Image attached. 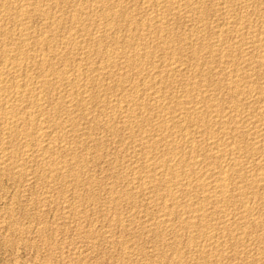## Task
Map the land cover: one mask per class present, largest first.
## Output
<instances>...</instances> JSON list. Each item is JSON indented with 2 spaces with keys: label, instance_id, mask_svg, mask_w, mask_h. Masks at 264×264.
<instances>
[{
  "label": "rangeland",
  "instance_id": "rangeland-1",
  "mask_svg": "<svg viewBox=\"0 0 264 264\" xmlns=\"http://www.w3.org/2000/svg\"><path fill=\"white\" fill-rule=\"evenodd\" d=\"M0 24V264H264V0H0Z\"/></svg>",
  "mask_w": 264,
  "mask_h": 264
},
{
  "label": "bare ground",
  "instance_id": "bare-ground-1",
  "mask_svg": "<svg viewBox=\"0 0 264 264\" xmlns=\"http://www.w3.org/2000/svg\"><path fill=\"white\" fill-rule=\"evenodd\" d=\"M179 1H180V0H179ZM183 1H185V0H183ZM226 1H227V0H226ZM31 2H32V1H31ZM94 2H95V1H94ZM173 2H174V1H173ZM32 3H34V2H32ZM166 4H167V3H166ZM180 4H181V3H180ZM3 5H4V4H3ZM21 5H22V4H21ZM186 5H187V4H186ZM30 6H32V4H31ZM35 6H37V4H35ZM38 6H41V5H38ZM195 6H196V5H195ZM82 7H83V6H82ZM122 7H123V6H122ZM157 7H158V6H157ZM190 7H192V6L190 5ZM255 7H256V6H255ZM24 8H25V7H23V9H24ZM35 8H36V7H35ZM166 8H167V7H166ZM173 8H174V7H173ZM31 9H32V8H31ZM37 9H38V7H37ZM39 9H40V7H39ZM42 9L44 10L45 8L43 7ZM119 9H120V8H119ZM121 9H123V8H121ZM254 9H255V8H254ZM2 10H3V9H2ZM2 10H1V11H2ZM81 10H82V9H81ZM3 11H4V10H3ZM27 11H28V10H26L25 12H27ZM40 11H41V10H40ZM116 11H117V10H116ZM176 11H177V10H176ZM8 12H9V11H8ZM36 12H37V11H36ZM38 12H39V10H38ZM41 12H42V11H41ZM48 12H49V10H48ZM170 12H171V11H170ZM14 13H15V12H14ZM28 13H29V12H28ZM42 13H43V12H42ZM42 13H41V14H42ZM46 13H47V12H46ZM103 13H104V12H103ZM5 14H7V12H6ZM41 14H40V15H41ZM43 14H44V13H43ZM115 14H116V13H115ZM167 14H168V13H167ZM3 15H4V14H3ZM22 15H23V14H22ZM26 15H27V14H25V16H26ZM45 15H46V14H45ZM106 15H107V14H106ZM8 16H9V15H8ZM30 16H31V15H30ZM47 16H48V15H47ZM47 16H46V17H47ZM113 16H114V15H113ZM15 17H16V16H15ZM42 17H43V16H42ZM48 17H49V16H48ZM48 17H47V18H48ZM114 17H115V16H114ZM44 18H45V17H44ZM110 18H111V17H110ZM161 18H162V17H161ZM45 19H46V18H45ZM52 19H54V17H53ZM73 19H74V18H73ZM164 19H165V17H164ZM105 20H106V19H105ZM57 21H58V20H57ZM146 21H147V20H146ZM233 22H234V21H233ZM238 23H240V22H238ZM242 23H243V22H242ZM242 23H241V24H242ZM9 24H10V22H9ZM51 24H52V23H51ZM236 24H237V23H236ZM241 24H240V25H241ZM0 25H1V24H0ZM24 25H25V23H24ZM24 25H23L22 27H24ZM143 25H144V24H143ZM28 26H29V25H28ZM61 26H62V25H61ZM148 26H149V25H148ZM15 27H16V26H15ZM52 27H53V26H52ZM52 27H51V28H52ZM54 27H55V26H54ZM56 27H57V25H56ZM149 27H150V26H149ZM152 27H153V26H152ZM239 27H240V26H239ZM239 27H238V28H239ZM6 28H7V27H6ZM10 28H11V27H10ZM242 28H243V27H242ZM0 29H1V28H0ZM25 29H26V28H25ZM162 29H163V28H162ZM165 29H166V28H165ZM165 29H164V30H165ZM244 29H245V28H244ZM3 30H4V28H3ZM10 31H11V30H10ZM161 31H162V30H161ZM263 31H264V30H263ZM8 32H9V31H8ZM21 32H22V31H21ZM26 32H27V30H26ZM29 32H30V30H29ZM50 32H52V31H50ZM256 32H257V31H256ZM6 33H7V32H6ZM10 33H11V32H10ZM24 33H25V32H24ZM259 33H260V32H259ZM262 33H263V32H262ZM161 34H162V33H161ZM164 34H165V33H164ZM254 34H255V32H254ZM2 35H3V34H2ZM2 35H1V37H2ZM259 35H260V34H259ZM4 36H5V34H4ZM17 37H18V36H17ZM25 37H26V36H25ZM32 37H33V36H32ZM32 37H31V38H32ZM237 37H238V36H237ZM241 37H243V36H241ZM262 37H263V36H262ZM3 38H5V37H3ZM6 38H7V37H6ZM169 38H170V37H169ZM1 39H2V38H1ZM7 39H8V38H7ZM19 39H20V38H19ZM22 39H23V38H22ZM43 39H44V36H43ZM29 40H30V39H29ZM6 41H7V40H6ZM24 41H25V39H24ZM30 41H31V40H30ZM42 41H43V40H42ZM46 41H47V40H46ZM10 42H11V41H10ZM18 42H19V40H18ZM27 42H28V41H27ZM165 42L168 43V41H166V40H165ZM259 42H260V41H259ZM13 43H14V42H13ZM13 43H12V44H13ZM15 43H17V42H15ZM35 43H37V42H35ZM46 43H48V42H46ZM63 43H64V42H63ZM218 43H219V42H218ZM3 44H4V41H3ZM5 44H6V43H5ZM12 44H11V45H12ZM19 44H20V43H19ZM23 44H25V43H22V46H24ZM29 44H30V43H29ZM39 44H40V43H38V45H39ZM42 44H43V43H42ZM53 44H54V43H53ZM7 45H8V44H7ZM20 45H21V44H20ZM25 45H26V44H25ZM57 45H58V44H57ZM64 45H65V44H64ZM164 45H165V44H164ZM164 45H163V46H164ZM167 45H168V44H167ZM170 45H171V44L169 43V46H170ZM222 45H223V44H222ZM4 46H5V45H4ZM27 46H28V45H27ZM65 46H66V45H65ZM225 46H226V45H225ZM225 46H223V49H224ZM227 46H228V45H227ZM263 46H264V45H263ZM0 47H1V46H0ZM24 47H25V46H24ZM37 47H38V46H37ZM37 47H36V48H37ZM41 47H42V46H41ZM49 47H50V46H49ZM55 47H56V46H55ZM167 47H168V46H167ZM170 47H171V46H170ZM174 47H175V45H174ZM213 47H214V46H213ZM1 48H2V47H1ZM3 48H4V47H3ZM5 48H6V47H5ZM17 48H18V47H17ZM39 48H40V47H39ZM83 48H84V47H83ZM145 48H147V47H145ZM263 48H264V47H263ZM27 49H28V48H27ZM41 49H42V48H41ZM58 49H59V48H58ZM211 49H212V48H211ZM219 49H220V48H219ZM19 50H20V49H19ZM19 50H18V51H19ZM30 50H31V49H30ZM143 50H144V49H143ZM169 50H170V49H169ZM251 50H252V49H251ZM18 51H16V52H18ZM84 51H85V50H84ZM84 51H83V52H84ZM200 51H201V50H200ZM204 51H205V50H204ZM210 51H211V50H210ZM210 51H209V52H210ZM258 51H259V49H258ZM262 51H263V50H262ZM262 51H261V53H263ZM4 52H5V51H3V53H4ZM16 52H15V53H16ZM19 52H20V51H19ZM19 52H18V53H19ZM23 52H24V51H23ZM26 52H28V50L25 51V53H26ZM212 52H213V51H212ZM215 52H216V51H215ZM256 52H257V51H256ZM28 53H30V52H28ZM34 53H35V52H34ZM204 53H205V52H204ZM217 53H218V52H217ZM217 53H216V55H218ZM257 53H258V52H257ZM11 54H12V53H11ZM20 54H21V52H20ZM22 54H23V53H22ZM35 54H36V53H35ZM111 54H112V53H111ZM211 54H212V53H211ZM2 55H3V54H2ZM14 55H15V54H14ZM54 55H55V54H54ZM109 55H110V54H109ZM213 55H214V54H213ZM219 55H220V54H219ZM260 55H261V54H260ZM263 55H264V54H263ZM5 56H6V54H5ZM24 56H25V54H24ZM50 56H51V55H50ZM1 57H3V56H1ZM9 57H11V55H10ZM15 57H16V55H15ZM18 57H20V56H17V58H18ZM44 57H45V56H44ZM48 57H49V56H48ZM48 57H47V58H48ZM134 57H135V56H134ZM143 57H144V56H143ZM220 57H222V56H220ZM223 57H225V56H223ZM258 57H259V56H258ZM3 58H5V57H3ZM21 58H22V57H21ZM49 58H50V57H49ZM51 58H52V56H51ZM62 58H63V57H62ZM255 58H256V57H255ZM259 58H260V57H259ZM11 59H13V56H12ZM14 59H15V58H14ZM36 59H37V58H35V60H36ZM52 59H53V58H52ZM227 59H228V58H227ZM249 59H250V58H249ZM256 59H257V58H256ZM2 60H3V59H2ZM4 60L6 61V59H4ZM15 60H16V59H15ZM24 60H25V59H24ZM48 60H49V59H48ZM137 60H138V59H137ZM221 60H222V58H221ZM223 60H224V59H223ZM5 61H4V63H5ZM126 61H127V60H126ZM258 61H259V60H258ZM2 62H3V61H2ZM48 62H49V61H48ZM225 62H226V61H225ZM251 62H252V61H251ZM26 63H28V62H26ZM43 63H44V62H43ZM132 63H134V62L132 61ZM220 63H221V62H220ZM6 64H7V63H6ZM11 64H12V63H11ZM120 64H121V63H120ZM140 66H141V65H140ZM1 67H2V66H1ZM1 67H0V69H1ZM10 67H11V66H10ZM16 67H17V65H16V66L14 65V68H15V69H16ZM178 67H179V66H178ZM4 68H5V67H4ZM47 68H48V67H47ZM175 68H177V67H175ZM49 69H50V68H49ZM169 69H170V68H169ZM173 69H174V68H173ZM9 70H10V69H9ZM11 70H12V69H11ZM174 70H175V69H174ZM236 70H238V69H236ZM236 70H235V71H236ZM2 71H3V70H2ZM4 71H5V70H4ZM177 71H178V70H177ZM15 72H16V71H15ZM19 72H20V71H19ZM52 72H53V71H52ZM61 72H62V71H61ZM171 72H172V71H171ZM239 72H240V71H239ZM17 73H18V72H17ZM17 73H16V74H17ZM49 73H50V72H49ZM2 74H3V77L0 79V94H2L1 92H3L4 88L6 89V87H4L5 83H8L9 80H10V79L8 78V76H9L8 72H1L0 76H2ZM7 74H8V75H7ZM59 74H60V72H59ZM61 74H62V73H61ZM78 74H79V72H78ZM6 75H7V76H6ZM62 75H63V74H62ZM253 75H254V74H253ZM12 76H13V73H12ZM18 76H19V75H18ZM211 76H212V75H211ZM15 77H16V76H15ZM24 77H25V76H24ZM75 77H76V76H75ZM17 78H18V77H17ZM46 78H47V76H46ZM71 78H72V75H71ZM73 78H74V77H73ZM78 78H79V77H78ZM211 78H212V77H211ZM230 78H231V77H230ZM230 78H229V79H230ZM235 78H236V77H235ZM39 79H40V78H39ZM44 79H45V78H44ZM206 79H207V78H206ZM209 79H210V78H209ZM232 79H233V78H232ZM238 79H239V78H238ZM241 79H242V78H241ZM10 81H11V80H10ZM13 81H14V80H13ZM233 81H234V80H233ZM11 82H12V81H11ZM14 82H15V81H14ZM9 83H10V82H9ZM42 83H43V82H42ZM42 83H41L40 85H42ZM233 84H234V83H233ZM237 84H238V83H237ZM37 85H38V84H37ZM40 85H39V86H40ZM231 85H232V84L230 83V86H231ZM245 85H246V84H245ZM13 87H14V86H13ZM40 87H41V86H40ZM43 87H44V86H43ZM131 87H132V86H131ZM145 87H146V86H145ZM147 87H148V86H147ZM238 87H239V86H238ZM238 87H237V88H238ZM250 87H251V86H250ZM16 88H17V86H16ZM36 88H37V87H36ZM239 88H240V87H239ZM149 89L151 90V88H149ZM227 89H228V87H227ZM241 89H242V88H241ZM244 89H245V88H244ZM36 90H37V89H36ZM150 90H149V91H150ZM235 90H236V89H235ZM8 91H9V90H8ZM42 91H43V89H42ZM233 91H234V89H233ZM233 91H232V92H233ZM238 91H239V90H238ZM10 92H11V91H10ZM11 93H12V92H11ZM13 94H14V93H13ZM42 94H43V93H42ZM155 94H157V93H155ZM2 95L5 96L4 92H3ZM11 95H12V94H11ZM17 95H18V93H17ZM20 95H23V94L21 93ZM25 95H27V94H25ZM238 95H239V94H238ZM240 95H241V94H240ZM0 96H1V95H0ZM14 97H15V94H14ZM17 97H18V96H17ZM22 97H23V96H22ZM25 97H26V96H25ZM0 98H1V97H0ZM5 98H7V97H5ZM11 98H12V97H11ZM1 100H2V99H1ZM7 100H8V99H7ZM13 100H14V99H13ZM16 100L18 101V99H16ZM16 100H15V101H16ZM248 100H249V99H248ZM248 100H247V101H248ZM249 101H250V100H249ZM6 102H7V101H6ZM0 103H1V102H0ZM4 103H5V102H4ZM10 103H11V106H12V104H13L14 102H13V103H12V102H9V104H8V102H7V104H8L9 106H10ZM38 103H39V101H38ZM209 103H210V102H209ZM240 103H241V102H240ZM240 103H239V104H240ZM15 104H16V103H15ZM242 104H243V103H242ZM35 105H36V104H35ZM0 106H1V105H0ZM5 106H6V103H5ZM5 106H4V107H5ZM13 106H15V105H13ZM13 106H12V108H13ZM17 106H18V105H17ZM23 106H24V105H23ZM2 107H3V106H2ZM4 107H3V108H4ZM6 108H7V107H6ZM8 108H9V107H8ZM14 108H15V107H14ZM16 108H17V107H16ZM10 109H11V108H10ZM14 110H15V109H14ZM185 110H186V108H185ZM10 111H11V110H10ZM10 111H9V113H10ZM133 112H134V111H133ZM6 113H7V112H6ZM9 113H8V114H9ZM19 113H20V112H19ZM20 114H21V113H20ZM5 115H6V114H5ZM15 115H16V113H15ZM21 115H22V114H21ZM21 115H19V118H20ZM188 115H189V114H188ZM22 116H23V115H22ZM25 116H26V115H25ZM190 116H191V114H190ZM198 116H199V115H198ZM5 117H6V116H5ZM7 117H8V116H7ZM12 117H13V116H12ZM17 117H18V116H16V118H17ZM10 118H11V117H10ZM16 118H12V119H13L12 121H14ZM203 118H204V117H203ZM22 119H23V118H22ZM26 119H27V118H26ZM31 119H32V118H31ZM192 119H193V118H192ZM17 120H19V119H17ZM17 120H16V122H17ZM226 120H227V119H226ZM6 121H7V120H6ZM9 121H10V120H9ZM25 121H26V120H25ZM192 121H194V119H193ZM197 121H198V120H197ZM30 122H31V120H30ZM195 122H196V121H195ZM201 122H202V121H201ZM31 123H32V122H31ZM31 123H30V124H31ZM48 123H49V122H48ZM183 123H184V122H183ZM9 124H10V122H9ZM11 124H12V122H11ZM22 124H23V123H22ZM43 124H44V123H43ZM196 124H197V122H196ZM201 124H202V123H201ZM223 125H224V124H223ZM26 126H27V124H26ZM126 126H127V125H126ZM173 126H174V125H173ZM240 127H241V126H240ZM28 128H29V127H28ZM175 128H176V127H175ZM30 130H31V129H30ZM24 131H25V134L27 135L28 132L26 133V130H24ZM32 131H34V130H32ZM8 132H9V131H8ZM12 132H13V131H12ZM16 132H17V131H16ZM11 134H12V133H11ZM20 134H21V133H20ZM34 134H35V133H34ZM36 135H37V134H36ZM186 135H187V134H186ZM28 136H29V135H28ZM41 136H42V135H41ZM210 138H211V137H210ZM24 139H25V138H24ZM33 139H34V138H33ZM209 141H210V140H209ZM233 142H234V141H233ZM220 143H221V142H220ZM3 144H4V143H3ZM24 148H25V147H24ZM168 148H169V147H168ZM199 148H200V147H199ZM242 148H243V147H242ZM242 148H241V149H242ZM232 149H234V148L232 147ZM245 149H247V148H245ZM253 149H254V148H253ZM234 150H236V149H234ZM173 152H174V151H173ZM231 152H232V150H231ZM238 152H239V151H238ZM253 152H255V151H253ZM221 153H222V152H221ZM247 153H248V152H247ZM251 153H252V152H251ZM255 153H257V152H255ZM260 153H261V152H260ZM234 155H235V154H234ZM254 155H255V154H254ZM173 156H174V155H173ZM251 156H252V155H251ZM258 156H259V155H258ZM252 158H253V157H252ZM232 159H233V158H232ZM150 160H151V158H150ZM191 160H192V159H191ZM159 161H160V160H159ZM198 161H199V160H198ZM150 162H151V161H150ZM152 162H153V161H152ZM161 162H162V161H161ZM172 162H173V161H172ZM163 163H164V162H163ZM196 165H197V163H196ZM151 166H152V165H151ZM147 167H148V166H147ZM234 168H235V167H234ZM232 169H233V168H232ZM159 170H160V169H159ZM158 172H159V171H158ZM182 172H183V171H182ZM232 172H233V171H232ZM148 173H149V172H148ZM225 173H226V172H225ZM153 174H154V173H153ZM239 175H240V174H239ZM241 175H242V174H241ZM263 175H264V174H263ZM219 176H220V175H219ZM213 177H214V176H213ZM225 177H226V175H225ZM241 177H242V176H241ZM220 178H221V177H220ZM222 179H225V178H222ZM176 180H177V179H176ZM198 180H199V179H198ZM225 180H226V179H225ZM231 180H232V179H231ZM227 181H228V180H227ZM255 182H256V181H255ZM149 183H150V182H149ZM174 183H175V182H174ZM203 183H204V182H203ZM216 183H217V181H216ZM200 184H202V183L200 182ZM234 184H235V183H234ZM174 185H175V184H174ZM222 185H223V184H222ZM222 185H221V186H222ZM178 186H179V185H178ZM203 186H204V184H203ZM223 186H224V185H223ZM246 186H247V185H246ZM208 187H209V186H208ZM225 187H226V185H225ZM251 187H252V185H251ZM175 188H176V187H175ZM219 188H220V187H219ZM226 188H227V187H226ZM231 188H232V187H231ZM235 188H236V187H235ZM242 188H243V187H242ZM245 188H247V187H245ZM173 189H174V188H173ZM182 189H183V188H182ZM223 189H225V188H223ZM223 189H222V187H221V190H223ZM240 189H241V187H240ZM225 191H226V190H225ZM205 192H206V191H205ZM207 192H208V191H207ZM226 193H227V192H226ZM171 194H172V193H171ZM214 194H215V193H214ZM222 194H223V193H222ZM243 195H244V194H243ZM209 197H210V196H209ZM225 197H226V196H225ZM225 197H224V198H225ZM224 200H225V199H224ZM228 201H229V200H228ZM203 203H205V201H204ZM206 203H207V202H206ZM244 205H245V204H244ZM166 206H167V205H166ZM242 206H243V205H242ZM201 207H202V206H201ZM251 207H252V206H251ZM203 210H204V209H203ZM200 211H201V209H200ZM196 212H197V211H196ZM170 213H171V212H170ZM199 213H200V212H199ZM195 217H196V216H195ZM207 217H208V216H207ZM192 218H193V217H192ZM202 218H203V217H202ZM205 219H206V218H205ZM208 221H209V220H208ZM204 222H206V221H204ZM186 223H187V222H186ZM188 223H189V222H188ZM190 223H191V222H190ZM190 223H189V224H190ZM203 224H204V223H203ZM207 224H208V223H207ZM190 225H191V224H190ZM193 226H194V225H193ZM193 226H191V227H193ZM202 226H203V225H202ZM194 227H195V226H194ZM245 229H246V228H245ZM236 231H237V230H236ZM243 231H244V230H243ZM245 234H246V233H245ZM243 237H244V235H243ZM243 237H242V238H243Z\"/></svg>",
  "mask_w": 264,
  "mask_h": 264
}]
</instances>
